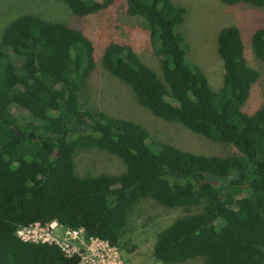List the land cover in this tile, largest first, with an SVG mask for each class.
Listing matches in <instances>:
<instances>
[{"label": "trees", "instance_id": "1", "mask_svg": "<svg viewBox=\"0 0 264 264\" xmlns=\"http://www.w3.org/2000/svg\"><path fill=\"white\" fill-rule=\"evenodd\" d=\"M63 1L80 18L122 2L129 19H143L163 79L125 43L105 46L103 68L155 116L238 154L155 142L143 126L83 106V89L96 70L93 40L75 27L22 16L0 41V264L80 263L57 246L18 237L37 223L84 229L87 239L123 250L130 211L145 198L170 209L200 208L158 234L156 260L264 264V105L251 114L244 108L260 73L245 56L241 30L227 26L218 34L224 74L215 92L189 61L179 32L186 9L173 0ZM220 1L264 8V0ZM252 49L264 62V27L254 32ZM16 107L29 117L15 116ZM90 149L117 156L126 171L79 176L78 155Z\"/></svg>", "mask_w": 264, "mask_h": 264}, {"label": "rangeland", "instance_id": "2", "mask_svg": "<svg viewBox=\"0 0 264 264\" xmlns=\"http://www.w3.org/2000/svg\"><path fill=\"white\" fill-rule=\"evenodd\" d=\"M186 9L184 23L179 32L188 47V58L199 67L215 92L223 86V66L218 54L217 38L227 26H236L242 32L245 56L260 77L253 87L245 111L253 113L264 105V62L252 49L254 32L264 27V8L249 4L229 7L220 0H173ZM25 15L38 16L44 20L59 22L82 30L94 42L96 70L86 83L81 95V104L106 113L111 118L125 119L146 128L155 142L172 144L182 150L206 155H237L230 145L215 142L196 134L180 124L167 122L143 107L135 98L131 88L110 75L102 65L101 54L111 42L132 45L141 60L163 79L160 59L150 44V32L141 18L129 19L126 6L119 2L106 12L80 18L73 14L63 0H0V41L5 29ZM15 116L28 118L29 113L14 108ZM77 174L120 175L126 165L117 156L98 149L82 151L77 158ZM200 208L187 211L170 209L151 198L136 204L128 218L125 247L119 249L124 264H164L154 257L158 234L177 219L200 213ZM133 213V214H132ZM133 250V251H130ZM203 257H196L178 264H205Z\"/></svg>", "mask_w": 264, "mask_h": 264}, {"label": "built area", "instance_id": "3", "mask_svg": "<svg viewBox=\"0 0 264 264\" xmlns=\"http://www.w3.org/2000/svg\"><path fill=\"white\" fill-rule=\"evenodd\" d=\"M18 237L27 243L57 246L69 257L79 256V264H124L119 249L109 241L87 239L84 229H66L57 222L45 226L37 223L22 228Z\"/></svg>", "mask_w": 264, "mask_h": 264}]
</instances>
